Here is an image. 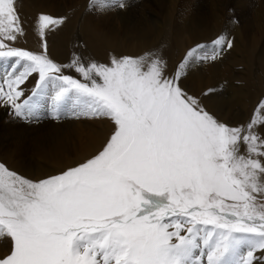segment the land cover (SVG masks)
Listing matches in <instances>:
<instances>
[{"label": "snow or ice", "instance_id": "6c2138e0", "mask_svg": "<svg viewBox=\"0 0 264 264\" xmlns=\"http://www.w3.org/2000/svg\"><path fill=\"white\" fill-rule=\"evenodd\" d=\"M62 23L39 15V36ZM24 34L16 0H0V106L25 121L47 109L113 128L56 175L33 180L0 162V240L10 238L0 264H264V99L230 126L203 103L214 89L183 84L231 40L196 45L170 70L158 51L62 64L46 42L40 53L16 47Z\"/></svg>", "mask_w": 264, "mask_h": 264}, {"label": "bare ground", "instance_id": "6f19581e", "mask_svg": "<svg viewBox=\"0 0 264 264\" xmlns=\"http://www.w3.org/2000/svg\"><path fill=\"white\" fill-rule=\"evenodd\" d=\"M141 3L146 8L149 19L147 25L153 26H149L148 30L137 25H127L118 10L111 13L112 8L85 9L79 29L86 34V40L90 38L89 41L92 43L90 46L94 50L93 60L107 63L112 56L119 57V54L135 57L146 52L158 51L167 60L169 67L175 69L187 51L196 45L211 46V42L219 36L223 35L226 39L233 36L244 47V50L229 49V55L236 56V59L225 62L224 59L218 58L214 62L194 65L188 71L183 84L190 93L200 94L210 88L215 89L217 83L221 85L225 83L226 89H230L229 96L215 95L213 92L203 97V103L211 113L230 126L245 123L244 117L237 116L239 113L230 115L231 109L228 106L235 105L237 111L257 106L256 91L254 87H248L249 82L246 75L240 74L239 64L247 62L250 65L253 58H256L255 52L259 46L257 44L260 43L261 53L256 59V64L261 76L264 77V0H141ZM64 5L60 8L56 0H16V8L25 34L15 45L24 50L40 53L43 51L42 43L46 42L50 57L58 63L67 64L63 52L66 51L65 36L70 31L71 19L69 20ZM157 10L163 13L162 20H159ZM41 14L63 19V23L58 27L46 30L43 40L37 31L38 17ZM229 27L232 28L231 32ZM161 43L163 48L160 49ZM74 44L76 46L77 41ZM225 48L228 49L226 46ZM239 54L242 56L239 57ZM258 82L260 84V81ZM224 103L228 104V109L221 107ZM112 128L113 124L108 118H101L92 123L80 120L77 122L79 133L77 132L73 142L70 141L72 144L70 147L63 148L62 145L71 137V133L66 132L57 136L55 145L44 146L45 148H41L42 151L36 147L30 148L26 135H20L16 138L17 144L10 145L12 147L4 150L0 149V162L33 180L56 175L95 155L109 137ZM24 155L29 161L25 162L26 164L23 163ZM8 243L10 238L8 241L0 240V251L4 250Z\"/></svg>", "mask_w": 264, "mask_h": 264}, {"label": "rangeland", "instance_id": "374dc122", "mask_svg": "<svg viewBox=\"0 0 264 264\" xmlns=\"http://www.w3.org/2000/svg\"><path fill=\"white\" fill-rule=\"evenodd\" d=\"M77 1L78 0H74V1H72V0H58L57 1L56 0L58 5H60V8L62 5L65 4L64 6L66 7V14H67L69 20L71 19V23L69 25L70 31L67 32V34L65 36V38H66V51L63 52L65 61H67V63H69L74 57H77V56L82 57L85 60H93V57H94V55H93L94 50L92 49L93 47L90 46V44H92L91 41H89L90 38L88 40H86L85 39L86 34L82 33L81 29H79L80 23L82 20V14L84 13L85 9L94 8L91 6L92 0H79L78 1L79 4L77 3ZM256 1H259V0H256ZM68 4H69V6H67ZM124 4H125V7H123V8H116L115 9V7H112V10L110 9L111 13L117 12V10L120 11V16L121 17L123 16L122 17L123 21L125 23H127V25H129V26L137 25L138 27L144 28L145 30H148L152 26V25H147L148 24L147 12H146V8L141 3V0H124ZM85 7H87V8H85ZM126 7H127V9H126ZM156 8L159 9V6H157ZM162 14L163 13H161L159 10H157V15L159 16V20H162V16H163ZM138 15H140V16H138ZM129 19H131V21ZM231 29L232 28L229 27L230 32H231ZM80 34H82V35H80ZM84 34H85V36H84ZM227 39L231 40L233 42V44H234L232 47L233 49L243 48V50H244V47L242 46V44L237 42L236 38H234L233 36H231ZM75 41H77L76 46H74ZM206 43H208V42H206ZM43 44L44 43H42V45H41L42 48H43ZM236 44H238V45H236ZM257 45H259V46L257 47V50L255 52L256 58H253L250 65H248L247 62H242L241 64H239V70L241 71L240 74H242L244 76L246 75L247 82H249L248 87H251V86L254 87V89L256 91L255 99L257 100V105H258V102L261 99H264V89H263L264 88V77L261 76L260 70H259V68H257V64H256V61H257L256 59L259 57V55L261 53L260 43H258ZM16 47H18V46H16ZM161 48H163V44L160 45V49ZM258 49H259V52H258ZM117 54H119V53H117ZM229 54H230L229 49L224 48V51L220 55L219 59H224L225 62H227V61L230 62V59H236V56H233V55L230 56ZM245 54H246V52H245ZM240 55L241 54H239V57L242 56V55L241 56ZM119 56H121V55L119 54ZM105 62L103 61V63H105ZM107 63H105V64H107ZM4 67H5V64L0 63V72H2L4 70ZM169 69L173 70L172 67L171 68L169 67ZM258 81H260V84ZM34 83H35V80L33 79L32 81H30L28 83L27 88L29 90L32 89V87L34 86ZM223 84L221 85V84L217 83L216 88L214 89L215 95L216 94H223L225 96H229L230 89L229 88L226 89V84L225 83H223ZM221 91H223V92H221ZM227 100L228 99H224V101H227ZM227 106H228V104L224 103V104H222L221 107H224L226 109H228V108L231 109L229 111L230 115H236L237 113H239V115L237 114V116L238 117L242 116V118L244 117L243 119H246L245 123H246V121H249L251 119V117L254 115V110L257 107V106L255 108L253 107V109H251L249 106V107H246L244 109L241 108V109H243L242 111H241V109H240V111H237V107H235V105L229 104L228 108H227ZM76 119L77 118H74L70 115L67 117H62L61 119H53L52 116L48 113V110L44 109L42 111V113L40 114L38 119H34L32 121H25V120H22L20 118L15 117L14 115H12L10 108L0 106V147H1L0 149L4 150L8 147H12L14 144H17L18 142L16 141V138L20 135L21 136L26 135L25 136L26 141H28L30 143V144L27 143V145H30V148L36 147L38 149H41V148L47 147L48 145L51 147V146L56 144V139L58 138L57 136L60 134H64L66 132L71 133V137H70V140H65L66 141L64 143L65 145L64 144H62V145H63V148L68 147V146L70 147L72 145L70 141L73 142L75 140L74 138L78 132L77 131V122H79L80 120H84V121L87 120L88 122L92 123V122H96L98 120H101V118L92 119V118H84V117L78 118L77 120ZM15 134H17V135H15ZM46 139L47 140L49 139V140L47 141ZM50 141L52 144L50 143ZM10 145H12V146H10ZM41 151H42V149H41ZM26 158L27 157L24 155V158H23L24 164L29 162L28 159H26Z\"/></svg>", "mask_w": 264, "mask_h": 264}]
</instances>
